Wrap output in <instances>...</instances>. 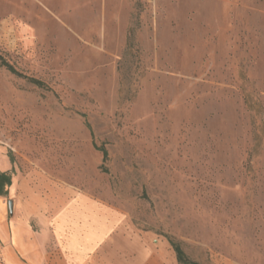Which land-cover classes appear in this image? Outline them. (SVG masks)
Instances as JSON below:
<instances>
[{
    "label": "rangeland",
    "instance_id": "1",
    "mask_svg": "<svg viewBox=\"0 0 264 264\" xmlns=\"http://www.w3.org/2000/svg\"><path fill=\"white\" fill-rule=\"evenodd\" d=\"M0 171L264 264V0H0Z\"/></svg>",
    "mask_w": 264,
    "mask_h": 264
},
{
    "label": "crops",
    "instance_id": "2",
    "mask_svg": "<svg viewBox=\"0 0 264 264\" xmlns=\"http://www.w3.org/2000/svg\"><path fill=\"white\" fill-rule=\"evenodd\" d=\"M19 189L12 177L0 196V264H170L162 242L126 229L125 216L107 204Z\"/></svg>",
    "mask_w": 264,
    "mask_h": 264
},
{
    "label": "trees",
    "instance_id": "3",
    "mask_svg": "<svg viewBox=\"0 0 264 264\" xmlns=\"http://www.w3.org/2000/svg\"><path fill=\"white\" fill-rule=\"evenodd\" d=\"M1 63L5 65L7 69H9L10 71L18 72L13 66L8 64L4 60H2ZM33 81L39 84H44L42 81L34 78ZM103 152H104V157H106L107 153L104 149ZM11 183H12V175L7 171H0V196H5L8 193V187L11 185ZM168 241L176 253L177 261L179 262V264H200L199 262L191 259L188 256V254L185 252L180 242H177L171 238H169Z\"/></svg>",
    "mask_w": 264,
    "mask_h": 264
},
{
    "label": "water",
    "instance_id": "4",
    "mask_svg": "<svg viewBox=\"0 0 264 264\" xmlns=\"http://www.w3.org/2000/svg\"><path fill=\"white\" fill-rule=\"evenodd\" d=\"M9 208H10V211L12 212V208H13V202H12V200L9 201Z\"/></svg>",
    "mask_w": 264,
    "mask_h": 264
}]
</instances>
